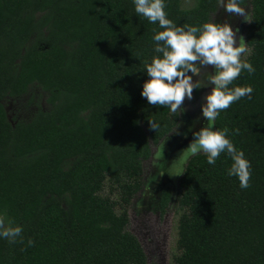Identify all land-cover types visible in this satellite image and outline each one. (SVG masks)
<instances>
[{
  "label": "trees",
  "instance_id": "1",
  "mask_svg": "<svg viewBox=\"0 0 264 264\" xmlns=\"http://www.w3.org/2000/svg\"><path fill=\"white\" fill-rule=\"evenodd\" d=\"M250 3L246 58L255 71L230 87L254 91L216 120L238 129L230 138L251 163L249 187L227 175L224 153L215 165L203 153L190 158L178 185L174 264H264V0ZM183 4L166 0L177 25L219 10L217 0ZM154 29L132 0H0V214L23 226L22 241L0 239V264H148L129 209L152 145L180 121L179 111L141 96ZM33 88L48 107L13 124L6 100ZM172 196L164 187L161 215Z\"/></svg>",
  "mask_w": 264,
  "mask_h": 264
},
{
  "label": "clouds",
  "instance_id": "2",
  "mask_svg": "<svg viewBox=\"0 0 264 264\" xmlns=\"http://www.w3.org/2000/svg\"><path fill=\"white\" fill-rule=\"evenodd\" d=\"M245 0H217L218 9L223 7L227 12L244 17L246 22L252 18L244 5ZM134 11L138 17L145 18L151 24H158L159 31L153 30V51L150 62L145 61L142 70L148 79L144 81L141 96L149 105L167 107L170 113H181L185 99L193 98V90L210 87L201 105V114L207 121L198 130L192 131V139L179 158L186 161L199 153L206 155L207 163L215 165L222 153L226 154L231 165L227 168L229 177H236L239 187H249L251 163L242 149L235 146L230 135L238 134V129L230 134L227 127H216L217 116L222 110L239 101L252 96L250 85L232 86L241 74L255 71L246 57L250 55L248 42L239 35V28H233L228 22L217 23L213 16L210 20L198 25H177L165 11L166 0H132ZM217 9V10H218ZM211 66L215 71H204ZM198 77L193 79V77ZM150 127L156 129L158 123L149 120ZM187 135V134H185ZM163 152L159 153L161 158ZM182 169L171 172L182 174ZM23 226L0 214V239L14 244L23 240ZM28 246L34 240L29 238Z\"/></svg>",
  "mask_w": 264,
  "mask_h": 264
},
{
  "label": "rangeland",
  "instance_id": "3",
  "mask_svg": "<svg viewBox=\"0 0 264 264\" xmlns=\"http://www.w3.org/2000/svg\"><path fill=\"white\" fill-rule=\"evenodd\" d=\"M193 4L194 0H184L183 5L190 7ZM242 6L246 7V11L252 17L250 0H246ZM213 18L217 23L228 22L234 29L239 28L238 36L243 35L247 42L250 23L246 22L244 17L227 12L221 7ZM204 71L212 72L215 69L207 66ZM197 78L193 77L194 80ZM196 90H193L191 100L185 99L183 110L179 112L181 119L175 130L158 145H152V155L143 163V187L133 199L129 209V231L142 243L148 264H174V257L177 254L178 224L183 213L178 202V185L184 172L178 175L171 172L180 169L185 171L191 157L182 161L179 156L191 141L192 131L198 130L207 123L201 114V105L211 88L203 87L198 90V94ZM5 105L13 124L16 123V118L29 120L39 106L48 107L44 94L38 88H33L31 93L23 97H9ZM190 128L192 131L189 130ZM161 150L163 155L159 158ZM166 186L172 188L173 196L166 214L161 215L157 204L160 193Z\"/></svg>",
  "mask_w": 264,
  "mask_h": 264
},
{
  "label": "water",
  "instance_id": "4",
  "mask_svg": "<svg viewBox=\"0 0 264 264\" xmlns=\"http://www.w3.org/2000/svg\"><path fill=\"white\" fill-rule=\"evenodd\" d=\"M180 119H181V116H180ZM180 122V121H179ZM178 126V125H177ZM145 250V249H144Z\"/></svg>",
  "mask_w": 264,
  "mask_h": 264
}]
</instances>
